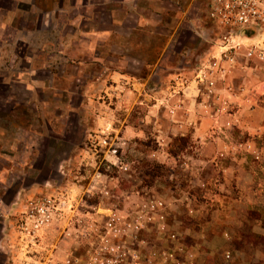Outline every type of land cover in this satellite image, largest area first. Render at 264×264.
Instances as JSON below:
<instances>
[{
    "label": "rangeland",
    "instance_id": "rangeland-1",
    "mask_svg": "<svg viewBox=\"0 0 264 264\" xmlns=\"http://www.w3.org/2000/svg\"><path fill=\"white\" fill-rule=\"evenodd\" d=\"M202 2L0 0V264H8L15 243L14 217L49 185L76 201L73 212L130 214L143 196L162 200L167 231L179 236L198 264H234L224 252L246 249L247 238L232 222L210 233L204 229L200 213L215 206L214 195L227 194L214 181L189 178L193 174L183 166L189 159L182 154L198 152L199 143L180 129V109L163 100L178 96L164 91L170 75L181 71L207 93L193 72L216 52L220 30L206 19ZM242 54L240 48L233 69L237 58L247 66L256 61ZM132 83L141 84L138 92ZM227 85L214 83L216 89ZM129 91L140 105L122 99ZM127 123L139 129L137 137L123 133ZM108 147L117 160L106 153L113 164L107 170L102 160ZM66 227L65 220L51 224L45 252L69 246L62 241ZM146 234L149 247L164 239L152 230Z\"/></svg>",
    "mask_w": 264,
    "mask_h": 264
},
{
    "label": "built area",
    "instance_id": "built-area-1",
    "mask_svg": "<svg viewBox=\"0 0 264 264\" xmlns=\"http://www.w3.org/2000/svg\"><path fill=\"white\" fill-rule=\"evenodd\" d=\"M202 1L206 19L220 32L215 37L216 52L209 53L208 60L194 71V76L207 91L203 96L208 101H204L201 108L207 109L212 118H217L228 115L231 110L228 98L217 93L230 94L225 77L234 68L240 48H244L242 56L246 60L264 63V0ZM246 33L250 35L246 36ZM215 82H225L227 86L216 89ZM229 128L230 120L219 127L220 130ZM108 129V126L104 128L105 133ZM105 145L104 138L99 147ZM108 152L110 158L117 160L116 152L108 147L102 160L107 170L113 165L106 156ZM254 158L257 160V156ZM72 205H77L76 201L61 195L58 185H49L40 194L27 199L13 219L16 234L15 243L7 251L8 264H196L195 255L181 243L179 236L167 231L166 206L158 198H142L130 214L73 212L76 209ZM63 220L70 229L63 232L62 241L71 243L69 246L57 244L59 255L58 248L45 252L42 248L45 234L53 222ZM149 230L171 246H147L143 234ZM223 257L229 259L230 253L224 252Z\"/></svg>",
    "mask_w": 264,
    "mask_h": 264
},
{
    "label": "crops",
    "instance_id": "crops-1",
    "mask_svg": "<svg viewBox=\"0 0 264 264\" xmlns=\"http://www.w3.org/2000/svg\"><path fill=\"white\" fill-rule=\"evenodd\" d=\"M237 61L239 67L233 69L227 78L231 91L228 95L231 108L228 115L212 118L207 109L201 108L206 98L200 84L191 80L188 75L185 76L182 71L170 75L168 79L173 82L170 89L164 91L169 97L170 90L178 96L174 95L168 99L165 97L163 100L175 109H180L175 113L179 115L180 129L184 133L188 131L191 139L199 143L198 152H192L190 155L181 153L189 159V163L185 164L188 172L193 174L189 178L197 179V182L200 178L206 179L203 181L207 183L214 181L218 186L217 191L227 194L225 197L214 195L215 200L212 201L216 203L213 208L211 200L205 201L204 205H209L211 209L200 213L204 229H208L210 233L220 228L219 223L226 225L232 222V225L235 224L234 230H240L238 234L247 240H243L246 244L244 250L229 248V259L235 261L234 264H264V245L260 243L264 240V72L260 71V63L256 61L248 66L245 60L244 63L241 62V58H237ZM132 84V89L138 92L141 84ZM123 89L121 87V90ZM131 95L125 94L122 99L126 96L129 97L131 106L140 105L139 99ZM173 99L178 101V104H172ZM227 120L231 121V128L220 130L219 127ZM133 127L127 123L123 127V133L137 137L140 131ZM221 157L225 158L222 160ZM164 159L168 162L173 160L167 156ZM202 173H207V176L202 177ZM238 221H243L244 228H239ZM255 238H258L259 242ZM163 240L156 239L154 247L171 246ZM211 263L218 264L215 259Z\"/></svg>",
    "mask_w": 264,
    "mask_h": 264
}]
</instances>
